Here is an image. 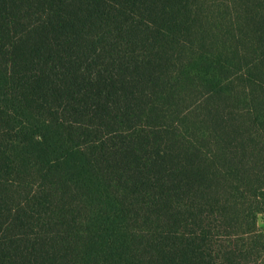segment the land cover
Returning a JSON list of instances; mask_svg holds the SVG:
<instances>
[{
  "label": "trees",
  "instance_id": "16d2710c",
  "mask_svg": "<svg viewBox=\"0 0 264 264\" xmlns=\"http://www.w3.org/2000/svg\"><path fill=\"white\" fill-rule=\"evenodd\" d=\"M264 0H0V264H264Z\"/></svg>",
  "mask_w": 264,
  "mask_h": 264
},
{
  "label": "rangeland",
  "instance_id": "374dc122",
  "mask_svg": "<svg viewBox=\"0 0 264 264\" xmlns=\"http://www.w3.org/2000/svg\"><path fill=\"white\" fill-rule=\"evenodd\" d=\"M258 226L260 229H264V215H260L258 218Z\"/></svg>",
  "mask_w": 264,
  "mask_h": 264
}]
</instances>
